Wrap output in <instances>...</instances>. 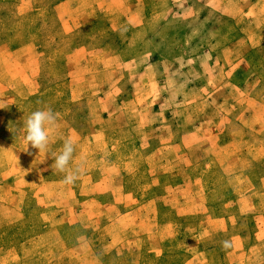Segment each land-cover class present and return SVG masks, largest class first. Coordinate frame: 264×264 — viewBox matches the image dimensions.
Returning a JSON list of instances; mask_svg holds the SVG:
<instances>
[{
	"label": "crops",
	"instance_id": "crops-1",
	"mask_svg": "<svg viewBox=\"0 0 264 264\" xmlns=\"http://www.w3.org/2000/svg\"><path fill=\"white\" fill-rule=\"evenodd\" d=\"M141 1L143 7L135 9L136 11L131 7L125 8V11H114L115 15H129L125 23L119 25L117 16L110 18L106 15L111 13L109 9L90 5L85 0H0V69H9L10 66L7 72L11 71L9 76L13 77L12 81L3 82L7 83L3 86L7 93L13 96L11 105L0 122V143L8 145L9 150L18 155L32 157V151L29 153L31 145L28 146L18 128L22 127L23 118L26 120L33 111L43 107H50L58 114L57 123L67 127L64 129L65 135L71 134L70 129L75 132V151L68 170L47 171L53 154L46 153L42 156L47 159L43 166V172L47 176L43 178L44 182L38 192L32 185L17 178L19 176L0 182V207L23 211L11 225L0 229V254L4 253L7 247H12V250L5 253L14 252L13 264H25L26 245L55 231L65 248L50 264H72L67 262L69 256H75L77 252L81 254L79 250L93 243L92 238L99 239V242L105 239L109 250L102 258L109 261V255L116 256L115 252L119 247L116 239L119 237L129 242L131 238L144 242H151L153 238H164L163 229L159 228L154 233L149 223L151 220H164L160 207L170 201L176 202L177 207L187 204L189 215L195 217L191 200L184 199L174 186L171 198H164L167 201L156 195L143 202V185L138 176L146 175L149 159H154L149 162H155L150 164V167L155 165L157 174L167 175L168 171L164 168L169 164L171 172L179 171L175 159L173 162L167 160L166 163L164 160L168 157H185L190 160L193 155L186 145L190 135L202 134L209 138L217 134L219 117H216V111L223 108L224 101L216 100L215 93L221 87L219 79L224 74L213 69L214 67H221L229 61L230 66L224 76L239 91H244L256 78L264 77V61L258 49H249L240 55L241 42L245 35L239 25V14L229 15L226 6H223V10H217L209 4L210 0L200 4L197 3L199 0ZM185 3L193 11V15L186 21L192 25L200 21L206 22L207 29H210V33H216L217 39H210L198 57L187 58V62L197 66L183 72L187 85H178L173 82L177 72L165 70L167 62L156 58L155 52L144 45L150 41L147 30L150 15L164 13L162 7L169 6V12L179 17L184 12L182 5ZM198 9L202 12L200 16L197 14ZM135 12L144 14L141 21H135V17L131 19L132 13ZM245 15L249 19V14ZM173 16L171 21L174 20ZM214 19H217L218 23L213 22ZM248 19L243 20L250 23L251 20ZM167 21L168 19H163L156 24L157 31L162 30ZM152 45L164 46L165 42L157 37L152 40ZM83 51H87L84 74L77 67ZM132 63L139 67L135 75L137 82L127 88L125 95L108 116L102 119L95 132L77 133L74 125L77 124L79 112L84 108L85 86L100 88L103 86L101 77L104 76L112 78L122 74L121 77H129L123 69ZM153 66L155 68L151 69ZM86 79L96 81L97 86L86 85ZM195 93H198V98L194 101L190 97ZM131 108L139 111L141 118L135 120L133 115L121 112ZM183 110L193 111L191 114L182 115L189 124L186 130L180 127L179 113ZM201 110L202 113L195 112ZM155 127V137L169 143L149 149L144 142L145 136ZM206 127L207 131L204 132ZM134 128L138 129L139 135L133 132ZM173 151L178 153L174 154ZM33 158L41 159L37 153ZM208 163L204 171H208V177L217 176L220 183L217 187H213L212 183L202 192L196 188V180H193L192 175L195 169L194 173L198 177L206 172H198L201 167L191 161L186 169L192 179L193 200L202 202L200 204L206 208L205 213L195 219L208 222L213 235L219 236V231L213 228L220 225L223 229L227 221L232 220L231 216L243 214L242 209L248 205L250 196L253 211L248 213V221L252 223L250 249L253 253L250 259H239L236 264H264V163L248 171L236 170L228 173L220 165H213L212 160ZM4 165L0 164L1 169L7 168L3 167ZM76 168L81 171L74 183H63L67 171ZM109 172L120 175L125 189H131L135 193L131 201L125 203L123 212L117 217L108 218V224L90 233L85 229L81 218L65 220L60 211L67 210L68 206L84 204L85 191L91 190L87 192V198L99 200L98 203L102 201L101 204L109 209L112 207L108 190L103 187L105 181L110 179ZM102 174L107 175L101 176ZM184 174L180 173V176L183 177ZM152 191L155 189L152 188ZM135 205L139 207H134ZM148 206H156L158 210L149 213ZM230 210L236 212L228 213ZM125 222L139 224L135 228H121L119 224ZM5 235L11 236L12 241L6 242L3 239ZM243 235L239 234L237 238L243 239ZM241 247L246 246L243 243ZM212 248L217 249L220 246H212L210 249ZM31 251L30 249V253ZM97 252H93V259H96ZM81 261L82 258L76 255L75 264H84L80 263ZM125 261L124 257L120 258L122 264ZM90 264L107 263L97 256V261Z\"/></svg>",
	"mask_w": 264,
	"mask_h": 264
},
{
	"label": "rangeland",
	"instance_id": "rangeland-1",
	"mask_svg": "<svg viewBox=\"0 0 264 264\" xmlns=\"http://www.w3.org/2000/svg\"><path fill=\"white\" fill-rule=\"evenodd\" d=\"M85 2L90 5L95 4L104 7L105 10L109 9L111 13H106V15L110 18L117 16L118 18H115L119 25L125 23L129 15L126 13L115 15L114 11L116 9H123L125 11V8L131 7V9L134 8L133 10L136 11L135 9H141L143 7L141 0H85ZM197 3H205V0H199ZM210 3L217 10H223V6H226L229 15L239 14V25L243 28L245 35V38L241 42L242 52H240V55L243 52L245 53L246 50L258 49L264 61V0H210L209 4ZM189 5L193 6L192 3H189ZM182 6L184 12L181 13L179 17L178 15L173 16V13L169 12V6L162 7L164 13L150 15L151 19L149 20V28L147 29L150 35V41L147 42L144 47L153 50L157 55L156 58L164 59V61L167 62L165 63V70H174L177 72V76H175L173 82L178 85H187V80L183 78V72L185 73L189 68L193 69V67L197 66L195 64L193 66L192 62H187V58L198 57L201 51H203L204 45H206L210 39L211 41L217 39V34L214 32L210 33V29H207L206 22L200 21L195 25L189 24L186 20L193 15V11L189 9L186 3ZM242 10L243 13H241ZM201 13L202 12L198 9L197 14L200 16ZM245 14H249V19L246 18L247 16ZM143 16V13L135 12L132 13L131 19L135 17V21L139 22ZM172 16L174 20L171 21V19H173ZM244 18L248 19V21L251 20L250 23L244 21ZM163 19H168L166 22L167 25H165L162 30L157 31L156 24ZM213 22L216 23L217 19H214ZM157 37L163 39L165 42L164 46L152 45V40ZM191 43H193V46H191ZM86 55L87 51H83L81 62L79 66H77L83 74L85 73ZM228 66H230L229 61L223 66H217L213 69L226 75L229 69ZM8 68L10 69V66H8ZM152 68L154 69L155 66L151 67V69ZM9 69H0V98L2 97V101L0 102V106L2 107L0 109V122L2 121L3 114L7 111L12 102L13 94L7 93V90H5L6 88L3 87L7 84L3 82L13 80V77L9 76L12 74L11 71L7 72ZM138 69L139 67L136 66V63H132L123 69V71H127V75H130L129 77H121L122 74L112 78L108 76L101 77L103 86H100V88L97 86L96 81L86 79V85L92 84L97 87L88 88V86H85L84 108L79 112L78 116L75 115V117H78V121L76 120L77 124L74 125V128H77V133L91 134L100 127L102 119L108 116L112 108L125 95L127 88L137 82L138 78H135V75ZM224 75L219 79L221 87L218 88L215 93L216 100L222 99L224 101L223 108L216 111V117H219L217 134L209 138H205L202 134L190 135L186 143L188 151L193 155V158H190V160L185 157H179L178 159L167 156L168 158L164 160L165 163L167 160L173 162V159H175L176 161L174 160V162L177 164L179 171L171 172V165L169 164V166L164 168L168 171V173H166L167 175L163 176L162 174H157V170H154L155 165H151L150 167V164L155 162H149V160L153 161L154 159H149L146 175H142L141 177L138 176L143 185V190H141V200L143 202L154 198L156 195L160 199L163 198V201H167L171 198L170 195L174 186V188L179 190V193L184 199L191 200V208L195 209V211L193 210L195 217L189 215L188 208L186 207L187 204L183 207H177L176 202L172 203L170 201L168 202L169 204L160 207V213L164 220H151L149 223L154 233H156V230L159 228H161V230L163 229V233L165 234L164 238H153L151 242L148 240L144 242L131 238L129 242L119 237L116 239V244L119 245L115 252L116 256L112 254L109 255V261L102 258L109 250V247L105 244V239H100L102 241L99 242V239L92 238L93 243L87 244L80 249L79 253L81 254H78V252L76 254L82 258L80 263H95L98 256L107 264H122L120 262L121 257H124L126 260L124 264H135L136 262L142 264H220L221 262L223 264H236L239 259L244 260L252 257L253 250L250 249L252 241V223L248 221V213L253 211L252 202L250 201L251 197H248V205L245 207L242 206L244 208L242 209L243 214L231 216L232 220L227 221L223 229H221L220 225H216L215 228H213L219 231V236H214L208 222L195 219L196 216L201 217L200 215L205 213L206 208L205 206L203 207V204H200L202 202L199 203L193 200L194 192L191 190L192 179L189 177V174L186 173L190 161L201 167L198 172H206V174H202L198 177V175L194 173L196 169L193 170L192 176L194 177L193 180H196V188L202 192L204 189L210 187L212 183H214L213 187H217L220 183V179L217 176L214 178L208 177V171H204L206 163L211 160L213 165H220L227 173L236 170L248 171L260 167L264 163V77L256 78L245 87L244 91H239L229 83V79ZM197 98L198 93L191 94V100L195 101ZM185 101L188 102L186 97ZM121 112L133 115V119L135 120L141 118L139 111L135 108L121 110ZM191 112L193 111H180V127L182 130L188 129L187 127L189 126L182 115H188L191 114ZM195 112L202 113L203 111ZM80 122L83 124L81 125ZM65 128L67 129L65 125L57 123V126L49 132L50 142L47 151L39 154V150L31 146L29 153L32 151V157L18 155L9 150L8 145L6 146L0 143V164L2 165L3 163L5 164L3 167L9 168L1 169L0 167V182L19 176L17 178H21L22 182L29 183L34 187L36 192H38L44 182L43 178L47 176V174L43 172V166L47 163V159H43L42 156L46 153L50 155L53 154L51 163L46 170H54L51 167L54 163V156L62 149L66 139L71 138L73 140L75 136L73 135L75 132L71 131V129L69 130L71 134L65 135ZM206 131L207 127L204 132ZM133 132L139 135L137 128H134ZM154 133L156 134V127L145 136L144 142L147 148L153 149L157 145L169 143L167 140H158ZM36 153L41 159L33 158L36 156ZM173 153L175 154L178 152L173 151ZM12 166L16 168L13 169ZM136 166H139V160ZM193 166L194 165H192V167ZM11 168L13 170H11ZM20 170L23 171L19 172ZM183 172L186 175L184 174L182 177L180 173ZM105 175L107 174H102L101 176ZM109 176L110 179L105 181L103 187L108 190L109 201L113 203L110 209L105 207V205L103 206L101 200V202L98 203L99 200H93L92 197L87 198V192H91V190H89L84 193V204L73 207L68 206L67 210L60 211L61 216H63L65 220L81 218L85 229L89 233L97 231L108 224V218L119 216V214L123 212L125 203H129L135 193L131 189H125L123 179L120 175L118 176L115 173L110 174L109 172ZM172 176L174 178H172ZM152 188H154L155 191H152ZM166 197L167 200L164 199ZM105 203L106 201L104 200V204ZM134 207L139 206L135 205ZM155 210L157 211L158 207L152 206L149 208V213H155ZM0 211V229L4 226L11 225V223L17 220L20 214L23 213L21 209L13 211L5 206L0 207ZM235 212L236 210H230L228 213ZM171 218L174 220H171ZM137 224L135 225L134 222H125L119 224V226H121V228L124 226L135 228ZM25 230L26 228L23 231ZM239 234H244L243 239L237 238ZM73 236H75V234H73ZM3 239H5L6 242L8 240L12 241L11 236L7 235H5ZM225 239L232 240L233 246L230 249H224L222 247L221 242ZM61 241L59 234L55 231L43 238L37 239L36 242L27 244L24 259L25 264H50L51 261L53 262L56 257L62 254L65 248ZM243 243L246 246L245 248L241 247ZM9 245L10 244H8V246ZM217 245L220 246V248L210 249L212 246L216 247ZM12 249V247H7L5 251ZM30 249L32 250L31 253ZM98 249H100V251ZM96 250L98 251L97 254H95L96 259H93L92 255ZM230 250L237 251V253ZM5 251L0 254V264H13L14 252L11 254L5 253ZM75 256H69L67 262L75 264Z\"/></svg>",
	"mask_w": 264,
	"mask_h": 264
},
{
	"label": "clouds",
	"instance_id": "clouds-1",
	"mask_svg": "<svg viewBox=\"0 0 264 264\" xmlns=\"http://www.w3.org/2000/svg\"><path fill=\"white\" fill-rule=\"evenodd\" d=\"M57 122L58 114L50 107H43L33 111L26 120L23 118V125L18 130L28 146L31 145L38 149L40 154L47 151L50 142L49 132L57 126ZM74 151L73 140L71 138L66 139L62 149L54 156V163L51 167L60 172L68 170L73 160ZM80 171V168L67 171L63 183H74ZM221 243L224 249H230L233 246L231 239H225Z\"/></svg>",
	"mask_w": 264,
	"mask_h": 264
}]
</instances>
